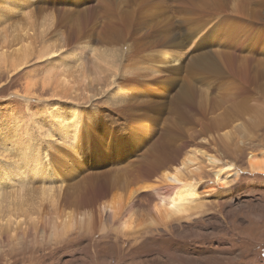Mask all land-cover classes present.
Listing matches in <instances>:
<instances>
[{
	"label": "rangeland",
	"instance_id": "1",
	"mask_svg": "<svg viewBox=\"0 0 264 264\" xmlns=\"http://www.w3.org/2000/svg\"><path fill=\"white\" fill-rule=\"evenodd\" d=\"M0 11L7 25L26 16L52 22L23 31L22 41L0 27V188L13 193L41 185L44 176L32 180L22 171L24 160L13 170L6 166L38 155L35 162L43 168L49 160L56 173L58 206L92 223L56 242L27 235L13 246L2 235L0 264H99L104 256L101 264H264V176L244 173L248 157L264 152V0H0ZM196 28L211 38L184 46V60L169 62L166 50L178 48H170L173 38ZM44 48L55 53L42 56ZM72 49L80 61L67 58ZM100 52L112 55L117 75L86 81L87 91L77 75ZM220 103L240 106L221 121ZM75 110L72 145L59 130V114ZM231 122L249 132L236 137ZM214 141L242 172L221 197L204 199L202 212L137 240L100 235L102 207L114 190L153 186L186 151L211 152ZM143 191L152 194L151 187ZM139 193L138 211L147 205L139 204Z\"/></svg>",
	"mask_w": 264,
	"mask_h": 264
},
{
	"label": "bare ground",
	"instance_id": "2",
	"mask_svg": "<svg viewBox=\"0 0 264 264\" xmlns=\"http://www.w3.org/2000/svg\"><path fill=\"white\" fill-rule=\"evenodd\" d=\"M11 7L15 8L16 5H11ZM7 9L9 11V8ZM7 18L8 17H6V19ZM8 21L9 20L2 19L0 16V27L7 25ZM51 24L52 22L48 23L46 19H43V22L41 23H35L31 17L26 16L22 23H15V25L7 26L10 28L11 33L13 34L12 38L22 41L24 38H27L25 32L24 34H21L23 31L40 29L48 25L51 26ZM204 29L205 28L197 30L196 28L195 30H189V33L184 32L177 34L173 38L174 42L171 43L170 48H178L175 50H166L167 52L165 51L167 60L175 64L178 61L184 60H181V57L186 53L181 48L185 46L187 41H190V46L193 47L197 40L201 41L204 39L203 37L211 38L212 34H210V32L207 30L204 31ZM179 38L181 39L180 42H178ZM77 51L78 49H72L67 54V58L71 62L73 60L77 62L81 60L80 54L77 53ZM53 53L55 52H51V49L44 48V51L41 53V55L50 57ZM100 53L97 54V60L90 63L86 67L82 66V68L79 70V74L77 75V78L84 85V89L87 91L91 88V86H88V84L85 83L86 81L88 83L89 81L92 82L94 79L96 80L98 76L101 77L103 74L110 76L111 79L117 75L116 69L118 66L112 55L106 52ZM69 55L71 56L69 57ZM192 55L193 53H191L190 56H187V58H190ZM197 63L199 64V62ZM60 66L61 63H54L51 67L59 68ZM109 69H112L113 71H109ZM27 90L30 91L29 89ZM236 104L237 103H231L229 106L227 105L228 108L222 106V103L217 104L219 108H221V112L216 114V119L221 121H224L226 118L228 119V117L231 116L229 108L233 110L232 113L238 111V107L240 105L236 106ZM70 112L71 113L66 117L64 115L65 112L59 114L60 117L63 118V124L59 126V130L61 132H66V135H64L65 140H69L73 145L75 142H77V128L80 116L77 110ZM237 114L239 115V112ZM230 124L231 126H238V128L235 130L236 137L240 135L241 138H243V136L246 135V132H249L244 128L242 123L235 124L231 122ZM70 128L74 130L72 135H69L70 132L68 130ZM227 136V146L224 144L226 147L230 146L228 145L230 137L229 135ZM231 139L233 138L231 137ZM220 143L221 141H214L212 144L210 143L209 145L212 147L211 152L197 148L186 151L175 164V166L164 168L160 172L159 177L153 186L147 185L145 182L142 185H135L131 187L129 184L125 183L120 189L114 190L109 200H107L106 204L102 207L105 220L103 219L98 228V232L101 233L100 235L104 236L108 232H111V234L113 233L119 240H137V238H140L139 236L142 234V232L146 233V235L147 233L151 235V233H153V229L155 228L156 230V227L158 226L168 229V227L175 220L184 219L202 212L204 199L211 197L215 199L221 197V192L224 193L223 190L228 189L230 184L232 185L235 181H237L242 173L241 170H239L238 167L234 165L233 161L228 160V155L224 151H220L218 149ZM23 152L26 151L23 150ZM31 156L32 154L23 155L19 160H17L18 164L11 163L6 166H13L11 169H9L13 170L15 165H19L21 160H24V162L27 163L24 164L25 166H21L22 171L30 175V179L32 178V180L33 178L37 177V175L44 176V180L42 179L43 181L41 182V185H39V183L37 187H32L33 189L30 188L31 190L29 191L23 190L22 187V189L19 191L16 189V191L14 190L13 193H8L4 192L6 189H2V187L0 188L2 189L0 191V238L2 235H4L7 243L16 246L27 235H35L39 237L40 242L43 243L44 239H47L48 242H56L58 240L65 239L72 232H82V230L89 231V229L92 227L90 219L85 221L77 219L76 214H72L70 210H66L58 206L60 195L55 193V190L53 189L54 184L56 183V173L48 165L49 160L45 159L46 165L42 168L40 166L42 162H35L38 161L40 157L38 155L37 157ZM29 159L30 163L28 162ZM6 166L5 169L8 168ZM245 168V171L243 170L244 173L247 172L251 176H264V152L261 151L260 153H252L247 159V167ZM15 172H13V175L16 178L22 173L18 171L17 173ZM17 181L20 182L18 178ZM0 185L2 186V184ZM12 185L14 186V184ZM30 186L31 185H27L28 188ZM150 187L152 189V194L147 196V191L143 190H149ZM137 192H140L138 195L139 198H137L138 201H140L139 204L142 205L143 200L147 201V205L144 210L140 209L138 211L135 209ZM44 202L49 204L48 210L52 213L51 215L54 216L50 217L47 214V210H44L46 205H44ZM87 216L89 217V215ZM15 219L19 220L15 221ZM3 221L5 222L3 223ZM179 228H181V226ZM164 241L166 240L164 239ZM161 242L162 241L160 240L159 243ZM165 243L163 242V245ZM99 251L100 253L104 252V248L100 247ZM155 257L157 258V256ZM100 258L101 257H99V260L97 258L96 259L100 261ZM102 260L99 264L102 263ZM144 263L141 262L138 264ZM158 264H160L159 261Z\"/></svg>",
	"mask_w": 264,
	"mask_h": 264
},
{
	"label": "water",
	"instance_id": "3",
	"mask_svg": "<svg viewBox=\"0 0 264 264\" xmlns=\"http://www.w3.org/2000/svg\"><path fill=\"white\" fill-rule=\"evenodd\" d=\"M186 45H190V44H189V43H186V44H185V47H186Z\"/></svg>",
	"mask_w": 264,
	"mask_h": 264
}]
</instances>
